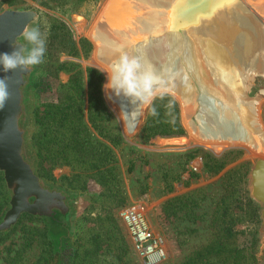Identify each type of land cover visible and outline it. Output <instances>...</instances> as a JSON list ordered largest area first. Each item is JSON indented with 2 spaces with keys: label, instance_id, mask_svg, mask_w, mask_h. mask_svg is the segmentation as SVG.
Returning a JSON list of instances; mask_svg holds the SVG:
<instances>
[{
  "label": "rangeland",
  "instance_id": "1",
  "mask_svg": "<svg viewBox=\"0 0 264 264\" xmlns=\"http://www.w3.org/2000/svg\"><path fill=\"white\" fill-rule=\"evenodd\" d=\"M106 2L0 0V12L35 11L28 29L39 26L47 38L45 62L32 68L23 90L25 155L45 186L68 196L71 211L69 225L55 229L45 218L21 215L0 233V264H143L119 218L128 208L141 210L165 240L163 264H264L262 206L249 179L264 155L243 141L192 136L201 99L186 113L189 99L183 103L175 86L156 100L158 118L144 109L135 133L117 124L119 104L105 98V67L89 37ZM244 4L261 27L262 37L251 31L246 43L259 64L239 62L227 80L250 101L249 115L264 131V2ZM198 35L180 41L184 55L224 53L203 31ZM167 40L160 36L156 47L171 49ZM170 74L180 86L181 77ZM173 125L180 134L168 135ZM9 200L0 171V221Z\"/></svg>",
  "mask_w": 264,
  "mask_h": 264
},
{
  "label": "bare ground",
  "instance_id": "2",
  "mask_svg": "<svg viewBox=\"0 0 264 264\" xmlns=\"http://www.w3.org/2000/svg\"><path fill=\"white\" fill-rule=\"evenodd\" d=\"M242 1L250 4L252 0ZM242 1L207 0L193 21L176 26L158 22L167 17L174 0H107L89 37L97 46L96 58L105 68L112 58V47L122 45L124 51L140 55L158 72L177 73L181 85L172 81V90L175 86L183 103L189 99L186 113L201 99L197 121L189 124L192 136L200 133L207 139L243 141L254 144V149L264 155V131L249 115L250 101L239 98L227 80L234 77L233 69L239 62L259 64L250 58L246 43H250L247 34L251 31L262 37L261 27ZM258 12L263 14L264 6ZM198 31L220 44L224 53L208 50L184 55L178 44L186 35L199 40ZM160 36L168 39L171 49L156 47Z\"/></svg>",
  "mask_w": 264,
  "mask_h": 264
},
{
  "label": "water",
  "instance_id": "3",
  "mask_svg": "<svg viewBox=\"0 0 264 264\" xmlns=\"http://www.w3.org/2000/svg\"><path fill=\"white\" fill-rule=\"evenodd\" d=\"M207 0H174L168 8L167 17L158 22L179 26L194 20V15L204 9ZM37 13L30 10H5L0 12V53L11 51L25 43L23 32L35 20ZM32 69L13 72L11 80L19 82L12 89L14 98L0 112V128L7 122L11 132L0 138V171L9 193V209L0 221V233L9 232L21 215L45 218L52 226L70 222L69 199L62 191L44 185L34 173L32 164L26 159L23 122L25 117L23 90ZM5 75L0 71V77ZM12 117V120H9ZM251 196L261 204V233L264 235V160L258 159L249 173ZM264 238V237H263Z\"/></svg>",
  "mask_w": 264,
  "mask_h": 264
},
{
  "label": "clouds",
  "instance_id": "4",
  "mask_svg": "<svg viewBox=\"0 0 264 264\" xmlns=\"http://www.w3.org/2000/svg\"><path fill=\"white\" fill-rule=\"evenodd\" d=\"M24 44L12 47L9 52L0 53V71L5 73L0 77V112L14 98L12 89L19 82H13L8 75L13 72H27L45 62L47 52V38L39 26L23 32ZM112 58L105 69L99 70L106 74V83L103 85L105 98L109 102L119 104L117 124L135 133L144 109L152 117H159L160 112L156 100H163L172 92L174 75L169 72H158L140 55L123 50L122 45L112 47ZM171 110V101L166 105ZM170 114V112L168 113ZM9 117V120H12ZM11 132L7 122L0 128V138H5Z\"/></svg>",
  "mask_w": 264,
  "mask_h": 264
},
{
  "label": "built area",
  "instance_id": "5",
  "mask_svg": "<svg viewBox=\"0 0 264 264\" xmlns=\"http://www.w3.org/2000/svg\"><path fill=\"white\" fill-rule=\"evenodd\" d=\"M133 251L143 264H163L168 252L163 237L153 231L145 215L138 208H128L119 214Z\"/></svg>",
  "mask_w": 264,
  "mask_h": 264
},
{
  "label": "trees",
  "instance_id": "6",
  "mask_svg": "<svg viewBox=\"0 0 264 264\" xmlns=\"http://www.w3.org/2000/svg\"><path fill=\"white\" fill-rule=\"evenodd\" d=\"M154 128L155 129H153V128H151V129L156 133V132H160L159 131L160 129L164 131L166 127L165 128H160V127L154 126ZM172 128H169V131H167L168 135L180 134V128L177 125H173ZM164 132H166V131H164Z\"/></svg>",
  "mask_w": 264,
  "mask_h": 264
},
{
  "label": "flooded vegetation",
  "instance_id": "7",
  "mask_svg": "<svg viewBox=\"0 0 264 264\" xmlns=\"http://www.w3.org/2000/svg\"><path fill=\"white\" fill-rule=\"evenodd\" d=\"M69 225V221L67 222L66 220H62V223H56L53 224L52 227L55 228H66Z\"/></svg>",
  "mask_w": 264,
  "mask_h": 264
}]
</instances>
